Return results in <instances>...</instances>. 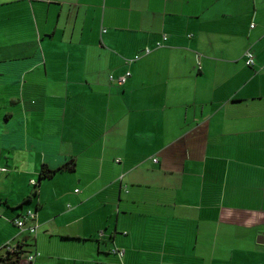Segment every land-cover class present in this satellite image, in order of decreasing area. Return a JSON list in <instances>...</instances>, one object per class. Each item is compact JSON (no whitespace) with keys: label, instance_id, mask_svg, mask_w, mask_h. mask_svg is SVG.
Returning a JSON list of instances; mask_svg holds the SVG:
<instances>
[{"label":"crops","instance_id":"1","mask_svg":"<svg viewBox=\"0 0 264 264\" xmlns=\"http://www.w3.org/2000/svg\"><path fill=\"white\" fill-rule=\"evenodd\" d=\"M26 211L33 264H264V0H0V253Z\"/></svg>","mask_w":264,"mask_h":264},{"label":"trees","instance_id":"2","mask_svg":"<svg viewBox=\"0 0 264 264\" xmlns=\"http://www.w3.org/2000/svg\"><path fill=\"white\" fill-rule=\"evenodd\" d=\"M64 169L65 168H60L57 171H62ZM54 174H55V171H51L47 167L43 166L39 170L38 180H39V182L49 180L53 177ZM39 182H37V183H39ZM37 183L35 182V185L32 186V194L31 195L33 197L34 196L36 197V195L38 194V184ZM27 202H29V200L28 201L25 200V203H27ZM25 213H27V211ZM25 213L22 214V216H20L18 219H16L14 221V225L16 228H18L16 226V222L19 221L20 219H24L26 217ZM28 222H33V221L26 220L24 229H20V230L26 232L30 236L35 235V233L33 234V233H30L28 231L29 226H31L30 224H28ZM31 255H34L35 258L40 257V253L35 251V240H34V238L30 237V238L24 240L23 242L18 243L14 247L6 245L3 248V252L0 253V264H22L26 260V258L28 256H31Z\"/></svg>","mask_w":264,"mask_h":264},{"label":"built area","instance_id":"3","mask_svg":"<svg viewBox=\"0 0 264 264\" xmlns=\"http://www.w3.org/2000/svg\"><path fill=\"white\" fill-rule=\"evenodd\" d=\"M159 43L157 44V47H159ZM150 52L149 49H145L142 51V54H148ZM139 56H135V59H138ZM254 64V56L252 53L250 52H247V54L245 55V65L247 67H252ZM131 76L130 72L127 71L126 73H124L123 75H120V76H114V75H109L108 79H109V82L111 84H114L116 86H123L126 84L127 80L129 79V77ZM118 161V160H117ZM155 162V161H154ZM32 186L35 185V182L34 181H31L30 183ZM28 220V221H34L35 220V215L33 213H31L30 211H27L26 213V217L24 219H20L19 221L16 222V226L19 228V229H24V226H25V221ZM35 230H36V226H29L28 228V231L30 233H35ZM112 253L115 254V255H118L119 257H122L124 255V250L123 249H113L112 250ZM35 259V256L34 255H31V256H28L26 258V260L22 263V264H33V260Z\"/></svg>","mask_w":264,"mask_h":264},{"label":"rangeland","instance_id":"4","mask_svg":"<svg viewBox=\"0 0 264 264\" xmlns=\"http://www.w3.org/2000/svg\"><path fill=\"white\" fill-rule=\"evenodd\" d=\"M26 236H27V235H26ZM28 236H30V235H28ZM34 236H35V235H31L30 237L33 238ZM31 242H32V241H31ZM55 262H56L55 260H54V261H51L50 264H55Z\"/></svg>","mask_w":264,"mask_h":264}]
</instances>
